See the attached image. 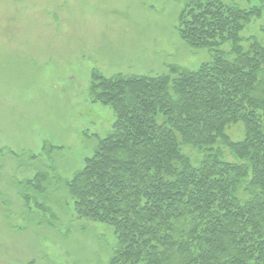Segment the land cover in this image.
Masks as SVG:
<instances>
[{
	"label": "trees",
	"instance_id": "trees-1",
	"mask_svg": "<svg viewBox=\"0 0 264 264\" xmlns=\"http://www.w3.org/2000/svg\"><path fill=\"white\" fill-rule=\"evenodd\" d=\"M254 23L258 34L245 37ZM175 29L210 60L155 76L92 70L90 97L115 120L63 181L66 197L77 219L113 228L102 264H264V2L188 0ZM236 125L242 137L232 140ZM46 179L38 171L13 185L53 227V210L31 197Z\"/></svg>",
	"mask_w": 264,
	"mask_h": 264
},
{
	"label": "rangeland",
	"instance_id": "rangeland-1",
	"mask_svg": "<svg viewBox=\"0 0 264 264\" xmlns=\"http://www.w3.org/2000/svg\"><path fill=\"white\" fill-rule=\"evenodd\" d=\"M186 1L0 0V150L38 155L33 162L0 156V264L107 262L113 228L74 217L63 185L115 120L91 99V72L155 76L171 65L194 70L209 61L206 50L190 48L176 32ZM224 1L242 8L264 2ZM259 24L244 36L257 35ZM242 131L227 130L232 140ZM44 143L62 148L50 152ZM38 171L47 176L45 192L31 197L53 210V227L24 209L13 185Z\"/></svg>",
	"mask_w": 264,
	"mask_h": 264
}]
</instances>
